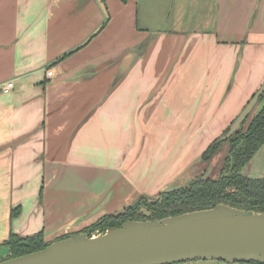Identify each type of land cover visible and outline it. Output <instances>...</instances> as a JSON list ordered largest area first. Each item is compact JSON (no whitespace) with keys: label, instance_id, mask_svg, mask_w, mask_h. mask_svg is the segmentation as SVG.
I'll return each instance as SVG.
<instances>
[{"label":"crops","instance_id":"obj_1","mask_svg":"<svg viewBox=\"0 0 264 264\" xmlns=\"http://www.w3.org/2000/svg\"><path fill=\"white\" fill-rule=\"evenodd\" d=\"M164 33L182 43L160 77L153 72L164 68L151 60ZM184 69L209 73L194 84L199 94L219 72L212 108L194 115L213 120L206 135L221 134L264 83V0H0V261L12 231L53 241L116 199L124 206L110 213L150 194L142 181L152 175L148 145L168 149L174 135L166 124L151 129L149 116ZM10 80L15 87L4 92ZM197 151L183 156L176 180L199 161Z\"/></svg>","mask_w":264,"mask_h":264},{"label":"water","instance_id":"obj_2","mask_svg":"<svg viewBox=\"0 0 264 264\" xmlns=\"http://www.w3.org/2000/svg\"><path fill=\"white\" fill-rule=\"evenodd\" d=\"M153 35L124 59L116 81L129 71ZM263 93L264 83L220 140L241 127ZM204 258L264 264V213L218 204L159 221L129 220L104 233L96 231L89 236L81 232L56 240L44 249L0 264H172Z\"/></svg>","mask_w":264,"mask_h":264},{"label":"rangeland","instance_id":"obj_3","mask_svg":"<svg viewBox=\"0 0 264 264\" xmlns=\"http://www.w3.org/2000/svg\"><path fill=\"white\" fill-rule=\"evenodd\" d=\"M140 26H142L141 22H140ZM159 40H158L159 42L156 43L158 46L156 47V53L152 54L151 63L154 64L155 66L160 65V69L164 68L153 72V74H157L161 72L160 77H162L166 67L173 60V58L175 57L178 51V48L181 46L182 38L178 39L176 36H173L172 38L168 34L164 33L161 34ZM147 51L145 52L144 55L151 56L149 50ZM202 62L203 61H201V63ZM179 73L180 76L178 77L177 75ZM192 73L193 71L191 69L190 70L184 69L181 72L175 71L171 85L167 86L162 93V96H166V97L158 98V100L154 103L155 105H153L156 106L155 108L156 114L149 116L150 122L153 123V127L150 126V128L156 129L158 124L159 127L163 128L164 124H166V126L170 130H172L170 134L174 135V138L172 142L171 141L169 142L168 149L165 146L159 145L157 142L156 144L151 143L148 145L150 153L147 155V158L150 160L152 166L150 170V172H152V175L150 176L149 181H146L145 179H143L142 181L145 182L144 183L145 188H147L149 191L151 190V192L149 193L150 194L152 193V195L141 194L132 203H134L137 199L143 196L145 198H148L149 200L152 199L156 200L159 194L162 192V191L160 192V188L163 187L164 189L163 191L179 188L187 184L192 179L201 175L210 178H218L220 176L223 162L226 158V155H228L229 152L230 145L228 141L223 142L217 153L212 157L210 161L208 160L206 161L202 159V154L204 150L209 146V144L214 140L218 139L219 137L221 139L225 130L232 124L231 123L219 135H215V136L206 135L205 130H207L206 128L210 125V123L213 120H207L205 119V116L209 113V110L212 108V104H213L212 92L215 91L214 93H216L217 92L216 90L218 89V87H214L213 85H219V83L216 84V80L221 81L218 77L219 72L212 73V75L210 76V84L213 85L209 86L210 84H208L209 87L207 88L209 90L203 89L204 87L202 86L201 94H199L200 85H197L196 87L194 86V84L203 82L204 78L202 74L206 76L208 82L209 73L202 71V72H198L197 75L195 76ZM257 90L258 89H256V91ZM221 106L222 103L219 105V107ZM199 107L202 112H205V116L200 119H198L199 117H196L194 115L196 110L199 109ZM156 110L160 111L161 113L157 112ZM181 112H183V115H180ZM253 115H254V110L252 111L250 117L246 120L245 126L249 123ZM199 148L201 149L198 150ZM195 151L201 154L199 161L195 164H192V166L193 165L194 166L192 168L190 167L188 171H185L184 179L183 177H179L176 180L177 171H179L182 165L184 164L183 156L185 155L186 157V155H188L189 152H195ZM115 170H119L120 173L123 174V176L126 174V167L115 168ZM242 172L249 175L250 177H264V146H262V148L254 155L251 161L243 168ZM123 176L122 178H124ZM145 176H147V173L144 175V177ZM157 178H161V179L158 181V183L154 184ZM162 182L163 184H161ZM121 184L124 185L122 182ZM140 186L142 189L143 185ZM121 193L123 196V191ZM122 205H123V200L116 199L112 203V206H110L107 209H104L103 212H101L97 216L89 219L87 222H83L82 224H79L78 226H74L72 229H68V234H69L68 237L74 236L75 234H77L74 232L82 231L83 229H85V227L96 222L103 215L108 213L110 214V211L112 212L116 207L118 208ZM116 213H118V211ZM105 231H107V229L105 230L101 229V231L98 232L102 233ZM95 232L96 231H93L92 235ZM65 234L67 233H65L64 231L61 233V236H64ZM172 264H229V263L224 260H219L214 258H204V259H194V260H188V261L172 263Z\"/></svg>","mask_w":264,"mask_h":264},{"label":"trees","instance_id":"obj_4","mask_svg":"<svg viewBox=\"0 0 264 264\" xmlns=\"http://www.w3.org/2000/svg\"><path fill=\"white\" fill-rule=\"evenodd\" d=\"M122 1L126 2L127 0ZM108 18L109 15L100 30L107 24ZM69 53L60 56L56 63L70 55ZM257 106L253 109L254 115L246 126L245 122L252 112L242 123L241 127L229 138L220 140L219 137L204 150L202 159L210 161L223 142H229V152L223 162L218 178L201 175L184 186L162 191L156 200H149L144 196L140 197L122 211L105 214L82 231L74 233L84 232L91 236L93 231H101V229L109 231L122 226L129 220L159 221L169 216L214 208L218 204H227L246 211L264 213V177H250L242 172L243 168L264 146V93L261 95ZM230 126L225 130L224 134L229 131ZM146 211H149L148 215ZM20 213V206L14 208L11 215L12 219ZM68 236L69 234L67 233L53 241H48L43 231L28 236H20L12 231L5 241V245L10 250L8 258L44 249L52 242L68 238ZM247 262L262 264L259 261Z\"/></svg>","mask_w":264,"mask_h":264},{"label":"built area","instance_id":"obj_5","mask_svg":"<svg viewBox=\"0 0 264 264\" xmlns=\"http://www.w3.org/2000/svg\"><path fill=\"white\" fill-rule=\"evenodd\" d=\"M47 75L49 77H51L53 75V70L52 69H48L47 70ZM15 87V83L13 80H10V81H7V82H4L2 85H1V89L4 91V92H8V91H11L13 88Z\"/></svg>","mask_w":264,"mask_h":264},{"label":"flooded vegetation","instance_id":"obj_6","mask_svg":"<svg viewBox=\"0 0 264 264\" xmlns=\"http://www.w3.org/2000/svg\"><path fill=\"white\" fill-rule=\"evenodd\" d=\"M222 136V135H221ZM149 212V211H146V213Z\"/></svg>","mask_w":264,"mask_h":264}]
</instances>
